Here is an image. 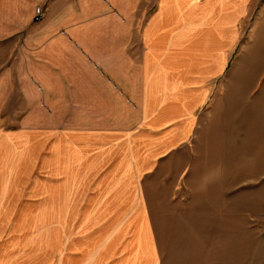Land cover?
<instances>
[{
	"label": "crops",
	"instance_id": "0c3cea01",
	"mask_svg": "<svg viewBox=\"0 0 264 264\" xmlns=\"http://www.w3.org/2000/svg\"><path fill=\"white\" fill-rule=\"evenodd\" d=\"M40 1L0 0V58ZM106 1L115 9L46 0V25L65 28L54 42L112 68L122 98L104 96L136 112L128 124L0 122V264H164L169 231L156 222L172 217L153 204L159 189L167 203L184 171L191 225L170 228L174 263L264 264V228L248 226L264 189H247L264 178V6L143 0L141 15ZM119 58L131 65L124 78Z\"/></svg>",
	"mask_w": 264,
	"mask_h": 264
},
{
	"label": "rangeland",
	"instance_id": "374dc122",
	"mask_svg": "<svg viewBox=\"0 0 264 264\" xmlns=\"http://www.w3.org/2000/svg\"><path fill=\"white\" fill-rule=\"evenodd\" d=\"M153 2L154 0H151L150 3ZM130 3L131 10H128L127 0L123 1L124 14L127 11L132 13L137 10L139 14H143V0H134ZM252 3L256 4V9L264 6V0H252ZM104 5L110 11L115 9L106 0ZM47 10L46 0L34 2L29 18L25 20L26 24L7 32V35L11 36L6 44L8 52L5 49L0 58V122L8 125H17L20 122L41 125L131 123L136 112L135 106L130 103L114 106L104 96L107 92V94L114 93L115 100L122 98L120 95L122 92L118 91L119 87L113 80L117 78L116 75L113 76V69L99 65L95 59L83 53L77 43L54 42L50 36L64 34L65 28L62 25L55 28L48 27ZM79 14V11L74 12L73 17L79 20L81 19ZM81 15L85 18V11ZM119 63L121 64L118 69L124 72L120 77L124 78L128 75L131 65L125 58H119ZM208 105L207 102L201 108L203 114L208 113L206 110ZM218 127L223 129L224 124L219 122L214 124L211 131L219 130ZM190 176V171H184L172 196H168L167 203L163 202V197L165 199L166 196H162L159 189L158 195L155 196L153 211L156 207V211H163L161 215L170 212L172 218L158 219L157 233L161 228H168L171 232L176 222L182 227H190L191 219L188 217L192 198ZM261 184H264V178L248 181L249 197L252 196V192L264 189ZM249 213L248 226L264 228V212L249 211ZM140 222L141 220H127L126 224L129 229H133ZM169 232L162 234L164 245L161 256L164 264L171 262L175 264L177 255L172 250L175 245L171 244ZM186 245L190 247L187 242ZM182 246L181 241L176 244V247Z\"/></svg>",
	"mask_w": 264,
	"mask_h": 264
},
{
	"label": "built area",
	"instance_id": "2783aa9c",
	"mask_svg": "<svg viewBox=\"0 0 264 264\" xmlns=\"http://www.w3.org/2000/svg\"><path fill=\"white\" fill-rule=\"evenodd\" d=\"M37 11H39V8H37ZM38 13V12H37Z\"/></svg>",
	"mask_w": 264,
	"mask_h": 264
}]
</instances>
